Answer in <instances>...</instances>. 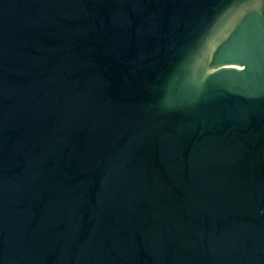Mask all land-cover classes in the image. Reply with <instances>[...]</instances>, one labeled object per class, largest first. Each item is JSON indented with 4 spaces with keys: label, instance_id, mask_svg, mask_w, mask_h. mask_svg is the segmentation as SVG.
I'll return each mask as SVG.
<instances>
[{
    "label": "water",
    "instance_id": "water-1",
    "mask_svg": "<svg viewBox=\"0 0 264 264\" xmlns=\"http://www.w3.org/2000/svg\"><path fill=\"white\" fill-rule=\"evenodd\" d=\"M0 264H264V0H0Z\"/></svg>",
    "mask_w": 264,
    "mask_h": 264
}]
</instances>
